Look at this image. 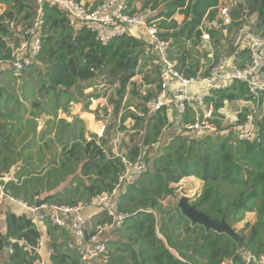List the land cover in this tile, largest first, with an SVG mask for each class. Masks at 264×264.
<instances>
[{"label":"trees","instance_id":"16d2710c","mask_svg":"<svg viewBox=\"0 0 264 264\" xmlns=\"http://www.w3.org/2000/svg\"><path fill=\"white\" fill-rule=\"evenodd\" d=\"M126 1L130 14L148 11L152 19L159 20L158 35L170 42L169 57L184 78L208 74L218 59L223 30L233 63L242 67L247 62V50L233 48L244 10L249 17L256 15L255 32L264 37V0H239L230 10V26L219 23L218 29H205L215 49L212 57L199 51L200 27L204 19H215L219 0ZM136 3L141 4L140 9L134 7ZM0 4L5 6L0 16V59L7 60L10 50L6 39L13 37L17 27L30 25L36 0H0ZM175 14L184 17L182 25L173 20ZM41 20V48L34 65L18 77L6 70L0 72V196L28 205H34L38 198L49 204L88 206L93 198L114 189L125 170L122 159L133 163L140 157V150L147 148L143 159L146 170L118 197V210L126 217L121 227L111 232V239L105 242L106 251L95 264H244L241 251L264 254V93L252 94L240 81L210 88L206 101L213 106L212 123L217 129L223 119L219 110L225 103H252L256 110L244 108L238 121L222 129L221 134L216 131L195 138L173 133L163 142L171 125L164 106L152 113L146 108L159 85L158 70L144 55V37L126 34L102 45L88 29L76 28L62 10L47 2L41 6ZM148 64L156 77L151 78L147 72L144 82L155 87L149 88L146 96L131 88L119 117L120 131L126 120L133 121V136L139 137L138 142L122 156H108L103 148L108 144L107 136L100 143L95 141L85 122L69 114V105L82 102V111L88 112L90 100L99 95H84L83 90L103 75L110 84H118L117 100L109 102L117 119L127 86L138 68ZM19 80L22 83L15 88ZM102 110L106 113L105 108ZM58 111L71 121L58 118ZM247 115L252 116L254 137L240 140L236 133ZM41 117L45 121L38 132ZM193 120L192 112L187 111L183 123ZM114 125L116 122L106 128V134ZM12 167L13 177L6 179ZM191 177L203 185L194 201L188 199L190 206L211 219L224 220L233 228L245 214H255V222L245 223L237 233L241 244L192 223L177 204H163L175 197L173 185ZM17 209L0 214V257L4 241L12 240V253L3 264H35L39 256L29 249L36 246L41 235L24 210L20 206ZM92 220L90 233L107 218L99 214ZM44 225L51 250L49 264H82L67 232L48 222Z\"/></svg>","mask_w":264,"mask_h":264},{"label":"built area","instance_id":"2783aa9c","mask_svg":"<svg viewBox=\"0 0 264 264\" xmlns=\"http://www.w3.org/2000/svg\"><path fill=\"white\" fill-rule=\"evenodd\" d=\"M45 2L62 10L76 28L88 29L102 45L122 35H129L133 30L142 31L146 40L144 55L150 57L156 66L159 85L155 96L146 102V108L148 113H152L160 106H164V101L168 99L173 107L174 119L170 125L175 134H187L201 138L217 131L212 123L214 120L213 106L206 101V94L210 88H223L230 86L233 81H240L247 84L252 94L264 93V37L255 31L252 32L245 25L250 18L245 14V10L239 20L242 25L233 41V48L236 51L247 50V62L242 67H238L224 55H219L206 76L184 78L176 69L175 62L169 57L170 42L161 39L158 35L161 32L158 26L159 20L152 19V13L148 11L130 14L126 0H100L95 6L88 5L81 0H36L35 16L30 25L21 29L17 27L13 37L6 39L10 57L7 60L0 59V72L6 70L18 77L24 70L34 65L41 48V6ZM3 7L0 4V16L4 11ZM230 10L229 2L222 3V0H219L215 19L202 21L201 42L210 43L205 29H218L219 23L221 26L231 25ZM222 34L224 42L226 31L223 30ZM209 57L212 55L209 54ZM195 86H201L204 90L191 92L190 89ZM129 109L134 112L133 108ZM187 111L192 112L194 120L186 124L183 123V118ZM138 115L144 116V114ZM254 129L252 116L247 115L236 133L237 138L240 140L253 139ZM116 143L117 141L114 140L110 145L116 146ZM146 150L147 148L140 150V157L133 163L122 159L125 170L118 176L114 189L110 193H103L93 198L88 206L70 207L44 202L35 206V204L28 205L20 200L6 198L17 203L24 210L27 219L37 230L39 226L48 222L67 232L70 245L79 255L82 264L98 263L106 251L105 242L111 239V232L119 229L126 217L118 210L119 194L127 184L136 181L146 170L143 160ZM3 197L1 195L0 200ZM37 200L41 201L38 198ZM88 207L96 208L103 217L107 218V221L97 227L93 233L89 232L92 217L84 214V209ZM44 246L45 241L40 239L34 248L29 249L30 252L39 256L35 264H46L45 258L40 254ZM5 252L11 254V247L9 246ZM50 253L51 250L48 248L47 254ZM240 258L244 264H264V254L256 255L241 251Z\"/></svg>","mask_w":264,"mask_h":264},{"label":"rangeland","instance_id":"374dc122","mask_svg":"<svg viewBox=\"0 0 264 264\" xmlns=\"http://www.w3.org/2000/svg\"><path fill=\"white\" fill-rule=\"evenodd\" d=\"M224 1H227L230 3V6L236 5L239 0H222V3ZM181 20L180 24L176 22L177 25H182V19L183 16L180 15ZM257 23V17L256 15L251 16L248 21L245 23L247 25L248 29L252 32L255 31V26ZM22 27H19L21 29ZM206 48L199 49L200 53L205 52ZM225 53L227 54V48L225 46ZM152 66L149 64L145 68H138V71L136 72V76L131 79V84L127 86L126 92L127 95L124 97L122 101L121 108L119 109V114L117 116V119H114V114L112 112V106L110 105V100L115 101L117 100L116 95V89L118 87L117 82L110 84V82L106 79V77L99 76L97 79L93 80L91 83V87L83 90V94H98L99 100H95L91 102L88 106V112L86 114H83V111L81 110L82 102L79 104H73L71 103L69 105V114L71 116H78L80 119H85V125L87 128V131L93 135H95V141L100 143L101 139L106 138L108 140V144L103 146L106 154L108 156H122L124 155L126 149L132 144L138 142L139 137L133 136L135 131L133 130V121L126 120L121 126H123L124 130L120 131L119 128V117L121 113L123 112V105L126 100L129 98V90L131 88L138 89V93L142 96H146V91L151 88L153 89L155 86H149L146 85L144 82V76L147 75V72H149L148 76H151V78L156 77V73L152 72ZM147 77V76H146ZM114 80H116V77H112ZM22 83L21 80H19L15 86L17 88ZM103 108H106V113L103 112ZM246 108L251 110L253 112L256 110V108L252 105V103H246L243 105H236L235 103H225L224 108L219 111V114L223 115V119L221 120V125L219 129H217L218 133L221 134L222 129L227 128L229 125H232L238 121V115L242 112V110ZM264 109V105L262 106ZM85 113V112H84ZM87 115V117H86ZM58 118H65L66 121L70 122L71 118H66L65 114L58 111L57 113ZM45 117H41L38 119L37 123V131L39 132L41 128L44 126ZM116 122V125L110 129V131L106 134V128L112 123ZM104 128V129H103ZM223 133V132H222ZM172 135V134H170ZM189 136V135H188ZM133 137V142L131 141V138ZM166 139L165 137L163 140ZM89 140V139H87ZM114 140L117 141L116 146L110 145L111 142ZM152 154V152L150 153ZM15 171V167H12L9 171V173L5 176L6 179H12L13 174ZM203 183L195 178H183L178 184L173 185V188L175 189L174 195L175 197H170L168 200L163 202V204H166L167 201H171L174 204H177V201L180 197H185L190 200V202L194 201L197 196L200 194L202 189ZM6 198V197H3ZM2 200V199H1ZM26 204V203H25ZM2 207H0V212ZM255 222V214L254 213H248L245 214L243 221L240 223H237L233 226V229L236 233H238L239 230H241L245 223L253 224ZM107 238V237H106Z\"/></svg>","mask_w":264,"mask_h":264},{"label":"crops","instance_id":"0c3cea01","mask_svg":"<svg viewBox=\"0 0 264 264\" xmlns=\"http://www.w3.org/2000/svg\"><path fill=\"white\" fill-rule=\"evenodd\" d=\"M81 1L84 2V3H86V4H88V5L95 6V5H97L99 3L100 0H81ZM134 7L136 9H140L141 4L140 3H136L134 5ZM3 9H5V6L3 7ZM178 18H180V15L179 14H175L174 17H173V20L174 21H177V23L180 24L181 20H179ZM183 21H184V17L182 19V22ZM223 34L225 35V33H223ZM223 34H222V36L224 37ZM129 35L130 36H133L135 38L143 37L142 31L140 29H136V30L131 31V33ZM221 45H222V47L221 48H218L219 55H224L225 58H228L230 61H233L232 55H228V54L225 53V50H224L225 49V46H226L225 45V41L224 42L222 41V44ZM201 48H203V49L206 48L205 52H208V54H210V55H212L214 53V51H215V49L212 48L211 44L210 43H206V42H201ZM201 90H204V88H202L201 86H195V87H193V88L190 89L191 92H199ZM95 100H99V98H97V99H91V102H93ZM235 104L238 105V106H240V105H243V104H246V103L245 102H235ZM164 107L166 109V113H167V117H168V122L169 123H172V121L174 119V112H173V107H172V105H171V103L169 102L168 99H166L164 101ZM81 110H82V107H81ZM83 114H86V112L84 113V111H83ZM86 117H87V115H86ZM85 119H87V118H84V120ZM170 134H173L172 126H170L169 129H167L165 131V134H164L165 138H167V136H169ZM165 140L166 139H164L163 142H165ZM171 203H173V202H171ZM17 205H18L17 203H14V202L8 200L7 198H2V200H0V207H2L1 208L2 211L0 212V214H4L8 209H11V210L17 209V207L19 206V205L18 206ZM84 214L85 215H88V216H91L93 218L96 215H99L100 213H99V211L96 208H94V207H88V208L84 209ZM91 221H93V220H91ZM90 228H91V222H90ZM38 230L40 232L41 239L45 241V246L42 248L40 254H41L42 257L45 258L46 264H49V262H48L49 254H47V250H48V246H47L48 240L46 238L45 225L43 224V225L39 226V229ZM7 255L8 254L4 251V253L0 257V264H3V261L7 258Z\"/></svg>","mask_w":264,"mask_h":264},{"label":"water","instance_id":"95a60500","mask_svg":"<svg viewBox=\"0 0 264 264\" xmlns=\"http://www.w3.org/2000/svg\"><path fill=\"white\" fill-rule=\"evenodd\" d=\"M40 202V200H37L35 202V206H38ZM177 207L181 211L182 215L192 223L199 224L206 230H211L214 233L224 234L231 238L234 242L241 244V237L224 220L211 219L209 216L199 212L194 207L190 206V202L187 198L180 197L177 201ZM9 246L10 242L5 240L3 250L6 251Z\"/></svg>","mask_w":264,"mask_h":264}]
</instances>
